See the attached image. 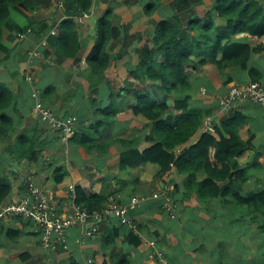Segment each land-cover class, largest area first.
<instances>
[{"label":"crops","instance_id":"obj_1","mask_svg":"<svg viewBox=\"0 0 264 264\" xmlns=\"http://www.w3.org/2000/svg\"><path fill=\"white\" fill-rule=\"evenodd\" d=\"M60 1L42 0L39 3L32 0L27 8H18L11 14L8 26L3 29L5 50L0 51V83L13 96L5 113L12 119L14 128L8 137H0V163L18 178L8 200L21 198L26 193L25 184L29 179L48 196L57 216L71 213L75 187L91 188L93 192L106 196L109 204L115 202L128 206L133 197L147 199L139 207L128 210L127 215L136 225L135 229L120 224L113 215L104 216L95 223L87 222L67 229V249L59 245L44 248L39 228L29 221L20 218L3 221L0 223V264H88L89 260L92 264H113V257L116 261L118 257H127L131 264H160L155 251L160 252L168 264H264V234L259 231V219L253 221L243 211L230 205L223 206L220 198L202 201L195 193L186 194V177L175 170L166 179L164 175L160 177L156 164L122 169L121 158L130 148L118 142L106 143L105 139L107 134L114 138L139 136L135 146L139 152L152 145L146 140L152 124L142 117L133 116L129 109L122 108L124 102L119 101L124 89L131 84L138 85L131 75L138 66L137 51L150 40L160 21L175 14L182 17L183 24L192 17L201 20L215 0H161L150 17L143 12V7L150 0H134L130 6L122 4L121 0H109L114 9L112 24L119 36L114 41L113 59L104 73L95 108L87 99V78L73 77L72 60L58 63L54 47L48 43L46 47L41 46L49 32L57 31V25L66 17V9L58 6ZM107 1L93 0L91 16L78 24L84 51L88 49L85 46L91 35L92 23L103 15ZM215 23L219 26L223 22L216 18ZM43 24L47 29L41 31ZM27 28L32 32L18 39V33H23L18 29ZM200 33L199 29L190 33V39H194L190 40L191 50L200 52L206 49L194 47ZM125 35H140L142 39H130L124 44L122 37ZM34 51L37 56H33ZM194 57L197 69L191 77L189 92L184 94L188 95V108L207 111L214 126H219L222 120L236 113L243 117L244 122L238 132L240 139L246 141L252 137L253 142L252 148L237 161L241 169L247 168L249 177L244 193L259 191L264 184L263 110L258 104L247 101L236 104L229 112H222L218 100L227 93L230 85L252 82L249 69L264 74V51L251 54L248 70L231 64L220 72L210 60V54ZM202 59L204 63L198 65ZM27 74L33 79L30 84L25 79ZM260 81L264 84V78ZM145 85L150 86L151 83L146 82ZM157 86L155 83V87H149V90L160 99L163 91ZM35 88L42 93L51 89L45 96L43 93L42 99L44 105L59 117L73 115L77 118L73 135L66 141L59 132L41 123L34 113L30 94ZM112 97L119 112L110 118L111 125L101 131L100 137L91 127L104 119L99 110L108 108ZM175 98H169L170 105ZM32 131L38 133L42 144L35 165L13 155L16 138ZM202 132L201 125L193 141ZM85 134L100 137L103 140L100 146L104 150L100 151V146L86 149L81 145L78 138ZM57 168H63L68 175V179L59 186L53 181ZM164 186L169 188L168 194L176 205L175 219H171L162 208L161 199H151V195ZM92 226L96 233L79 244L78 239L83 238L85 231ZM150 242H154L153 248ZM111 247L115 250L111 251Z\"/></svg>","mask_w":264,"mask_h":264},{"label":"trees","instance_id":"obj_2","mask_svg":"<svg viewBox=\"0 0 264 264\" xmlns=\"http://www.w3.org/2000/svg\"><path fill=\"white\" fill-rule=\"evenodd\" d=\"M31 1L0 0V51L5 50L2 44L3 29L8 26L11 14L18 11V8H27ZM37 1L41 3L42 0ZM132 1L134 0H121V3L130 6ZM160 1L150 0L143 7L144 14L147 17L152 16ZM59 3L61 8L66 9V17L57 25L56 34L50 35V31L48 38L44 39L46 45L41 46L46 47L48 43L54 47V56L58 63L72 60L73 77L87 78V99L95 108L104 73L113 59L112 47L119 36L117 28L112 24L113 3L108 0L103 15L92 23L86 51L80 38L77 18L91 13L93 0H62ZM216 18L223 23L218 26L215 23ZM27 29L32 32L31 28ZM27 29L18 31L24 33ZM41 29L44 31L47 26L43 24ZM195 29L202 33L200 37H196L199 41H196L194 47H205L204 51L191 50L190 40L192 42L194 39H190V33ZM122 39L126 44L130 39L141 40L142 36L125 35ZM255 51H264V0H215L201 20L192 17L183 24L182 17L175 14L160 21L156 24L150 40L145 41L137 51L138 66L131 71V75L138 85L131 84L124 89L119 99L124 102L122 108L129 109L133 116L142 117L152 124L151 132L146 137L152 145L139 152L135 149L139 136L114 138L112 134H107L105 139L106 143L118 142L130 148L121 158L122 169L147 163L156 164L161 177L169 170V165L173 164L175 171L186 177V194L195 193L202 201L220 198L223 206H233L251 216L253 221L259 219V231L264 234V184L259 191L244 193L249 177L246 175L247 168L241 169L237 161L246 150L252 148L253 142L252 137L246 141L240 139L238 132L243 125V117L238 113L228 116L219 126H214L213 133L203 131L193 141L209 113L190 110L188 95H184L189 92L191 77L197 69L192 59L194 56L196 58L210 54V60L220 72L231 64L248 70L249 58ZM203 63L202 59L198 65ZM249 73L252 82L261 83L260 79L264 78V74L260 75L253 69H249ZM146 82L151 85L146 86ZM155 83L163 91L160 99L149 90V87H155ZM141 84L142 88L139 89ZM49 91L51 89H46L44 96ZM43 93L40 92L42 98ZM182 94L184 97H177ZM172 96L177 98L170 105L168 101ZM12 101L11 92L0 83V137H8L14 128L12 119L5 113ZM99 112L104 119L98 120L91 128L100 136L101 131L111 125L110 118L119 112L115 99L112 97L108 108ZM100 137L93 138L85 134L80 135L78 141L89 149L103 144ZM41 146L38 133L32 131L16 138L13 155L35 165ZM177 148L180 151L176 152ZM99 150L104 149L100 146ZM67 179L68 175L63 168L55 170L53 181L56 185H61ZM17 184L18 178L0 163V203L9 199L12 188ZM108 201L106 196L93 192L91 188H74V205L87 213L103 212L109 205ZM113 250L115 248L111 247V251ZM104 256L106 259L105 254ZM113 258V264H131L127 257H118L117 261Z\"/></svg>","mask_w":264,"mask_h":264},{"label":"built area","instance_id":"obj_3","mask_svg":"<svg viewBox=\"0 0 264 264\" xmlns=\"http://www.w3.org/2000/svg\"><path fill=\"white\" fill-rule=\"evenodd\" d=\"M61 7V4L58 3ZM90 14H83L77 18L78 24L84 23ZM27 29L24 33H18L17 38L22 39L25 34L30 33ZM56 31L52 30L50 35H55ZM45 46V40L41 43ZM38 53L34 51L33 56ZM26 81L30 84L33 82L32 77L27 74ZM33 100V110L40 121L46 124L50 129L61 134L62 139L66 141L73 135L74 125L77 118L73 115L67 117H59L50 108L44 105L40 92L35 88L31 91ZM252 102L258 104L264 113V85L259 82H249L246 84H232L229 86L227 93L218 100V107L222 112H229L236 104L241 102ZM202 129L204 132H214V124L210 118L203 120ZM174 165H169V170L164 174V178L168 179L170 173L174 171ZM26 193L18 199L7 200L0 203V223L12 218H20L24 221H29L35 224L41 232V243L44 248H49L53 245H59L62 249H67L65 231L73 226L84 225L87 222H97L104 216H114L118 218L120 224L126 225L131 229H135L136 225L129 219L128 210L139 207L146 201L147 197H133L128 206H123L118 203H110L101 213H87L78 206H73L71 213L66 216H57L52 211V204L48 196L34 183L31 179L26 182ZM169 188L164 186L158 192L151 195V199H161L162 208L168 213L171 219L176 217V205L168 194ZM96 233V228L92 226L85 231L84 237L78 239L79 244L85 243L87 238H91ZM153 248L154 242L149 243ZM155 255L160 264H168L162 257L161 253L155 251ZM88 264H92L89 260Z\"/></svg>","mask_w":264,"mask_h":264}]
</instances>
